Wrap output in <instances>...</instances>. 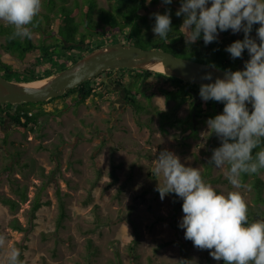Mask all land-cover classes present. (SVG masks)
<instances>
[{
    "label": "rangeland",
    "instance_id": "obj_1",
    "mask_svg": "<svg viewBox=\"0 0 264 264\" xmlns=\"http://www.w3.org/2000/svg\"><path fill=\"white\" fill-rule=\"evenodd\" d=\"M98 2L103 7L110 5L109 0ZM164 6L160 3L151 10ZM0 24L8 25L3 20ZM51 29L58 31L59 23ZM40 36L37 32L32 39L37 42ZM230 36L233 37L227 40V46L241 40L243 32H231ZM3 44L5 38L0 36L1 60L21 64L4 50ZM27 59L36 60L34 55ZM10 76L18 78L17 74ZM106 90L104 97L90 96L82 99L79 106L71 105L59 119L47 121L49 115H43L41 128L26 133L17 130L10 119L0 122V134L7 137V142L3 139L0 145V235L5 237L0 264H9L8 253L13 248L20 253V264H120L117 254L122 264H180L181 260L225 264L214 260L210 250H199L184 238V230L178 227L184 215L183 201L175 194L161 200L154 190L157 180L163 182L154 169L155 158L164 149L178 155L185 166L199 168L201 176L210 166L215 148L212 142L220 141L208 131L207 120L200 123L198 137L183 140V123L168 126L164 132L156 114L136 115L120 86L108 83ZM69 100L55 98L36 111H56ZM142 100L148 104L146 98ZM152 106L170 110L175 102L157 92ZM189 111L184 108L177 117L186 119ZM212 166V176L222 181H204L218 194L239 191L248 209L255 208L252 211L257 212L260 208L264 212V204L255 202L253 177L246 181L242 177L249 188L235 189L226 176L229 166ZM260 177L264 180V169ZM18 187L26 189L27 199H22ZM3 198L17 201L18 207L4 204ZM38 198L48 203L38 211L32 226L31 210ZM61 200L67 217L60 227ZM15 220L25 229L15 230ZM254 220H264V214H252Z\"/></svg>",
    "mask_w": 264,
    "mask_h": 264
},
{
    "label": "clouds",
    "instance_id": "obj_2",
    "mask_svg": "<svg viewBox=\"0 0 264 264\" xmlns=\"http://www.w3.org/2000/svg\"><path fill=\"white\" fill-rule=\"evenodd\" d=\"M170 5L172 0H162ZM41 9V0H0V20L14 27L12 38L32 37L34 18ZM155 23L153 33L167 40L172 32L170 9L164 14H151ZM176 16H183L180 29L185 44L203 39L205 45L218 40L221 32H243L225 48L235 60L247 50L249 59L243 70H226L214 82L202 83L199 96L202 101L223 103L222 114L206 121L220 146L212 150L209 164L217 169L229 166L227 179L235 189L249 188L243 183V174H256L264 169V0H180ZM256 37L251 35L254 25ZM213 81L211 72L201 77ZM163 99V98H159ZM250 103L252 110L247 107ZM165 107V105H164ZM260 148L259 151L254 150ZM154 172L163 177L154 189L163 200L175 194L182 203L183 217L178 227L184 238L199 250H210V256L225 264H264V220L249 222L248 207L239 191L217 193L206 183L199 168L185 166L174 152L164 149L155 158ZM5 237L0 235V247ZM20 253L13 248L8 253L9 264H20ZM180 264H191L181 260Z\"/></svg>",
    "mask_w": 264,
    "mask_h": 264
},
{
    "label": "trees",
    "instance_id": "obj_3",
    "mask_svg": "<svg viewBox=\"0 0 264 264\" xmlns=\"http://www.w3.org/2000/svg\"><path fill=\"white\" fill-rule=\"evenodd\" d=\"M109 1V7H103L100 6L98 0H74L73 2H69V0H45L43 11H40L34 18L33 24L35 26L29 25L32 28V34L38 32L41 35L37 42L32 37L31 39L12 38L14 27L9 24H0V36L5 38L3 48L21 63L3 61L0 63V75L11 79L10 75L17 74V81L43 79L76 63L95 48L120 41L121 36L122 42L125 44H133L145 49L156 48L185 58L194 56L193 59L197 61L233 71L243 70L242 61L249 59L247 50L244 51L242 58L235 60L225 51L227 40L233 37L230 36L231 30L221 32L218 40L208 45L204 44L202 36L194 44L186 45L183 32L179 30L183 16H176L180 0H172L170 5H165L158 11L151 10V6L162 3V0ZM168 9H170L173 30L169 33L167 40H161L152 31L155 20L151 14L155 12L164 14ZM54 23H59L58 31L51 29ZM258 27V24L253 26L251 33L253 38H255ZM31 55H34L36 60H28V56ZM48 64L51 66L47 67ZM127 73H129L128 79ZM108 83L122 88L128 105L138 117H142V114L145 113H153L159 116L162 131L166 132L168 126L183 123L181 127L183 140L198 137L200 123L223 112V103L201 100L199 96L200 86L198 85L154 71L119 69L105 71L91 81L69 90L64 96L58 97L59 99H70L62 109L48 113L43 109L36 111L37 107L44 106L53 99L42 103L16 105L7 103L0 104V117L4 115L12 118L16 123V129L26 133L30 129L41 128L40 121L43 115H49L47 121L59 119L65 110L69 109L71 105L79 106L84 98L90 96L104 97ZM157 92L162 94L167 101H174L175 106L170 110L153 107L152 100ZM142 98H146L148 104H145ZM187 107L190 110L187 118H178V113ZM247 107L250 111L252 110L251 105L247 104ZM3 139L7 142V137L0 134V145ZM212 145L215 148L220 146L218 141L212 142ZM260 147H264V143ZM259 150L260 148L255 149L254 154ZM94 160L98 161L96 156H94ZM212 168V165L207 166L206 171L202 174V179L215 183L221 182V178L212 176ZM98 169L100 170V168ZM262 170L256 174L242 175L244 181L253 177V186L257 191V199L255 200L257 204H264V180L260 177ZM17 190L23 200L27 199L26 189L18 187ZM2 202L13 209L18 207V202L11 198H3ZM47 203L40 198L35 200L31 210L30 222L32 226L38 217V211ZM60 209L59 226L61 227L67 217L66 205L63 200L60 202ZM254 209H248L249 222L252 221V214H264L260 208H257V212H253ZM12 227L19 231L25 229L18 220L12 223ZM138 236L139 231L136 228V241ZM131 249L134 250V248ZM117 259L122 264L119 254H117Z\"/></svg>",
    "mask_w": 264,
    "mask_h": 264
},
{
    "label": "water",
    "instance_id": "obj_4",
    "mask_svg": "<svg viewBox=\"0 0 264 264\" xmlns=\"http://www.w3.org/2000/svg\"><path fill=\"white\" fill-rule=\"evenodd\" d=\"M159 64L164 68V73L161 74L198 86L202 83L214 82L215 77H222L223 73L228 70L213 64L180 57L168 51L125 44L120 40L93 49L76 63L43 79L17 81L0 75V104L47 102L64 96L69 90L91 81L105 71L119 69L154 71L151 67ZM208 72L212 73L213 81L201 79ZM42 80L46 82L33 85Z\"/></svg>",
    "mask_w": 264,
    "mask_h": 264
},
{
    "label": "bare ground",
    "instance_id": "obj_5",
    "mask_svg": "<svg viewBox=\"0 0 264 264\" xmlns=\"http://www.w3.org/2000/svg\"><path fill=\"white\" fill-rule=\"evenodd\" d=\"M123 43H124V42H123ZM151 68H152V70L157 71V72H159L160 74H161V73H164V68H163V66H162L161 64H159V65H154V66H152ZM45 82H46L45 80H42V81H40V82H36V83H34L33 85H41V84H44Z\"/></svg>",
    "mask_w": 264,
    "mask_h": 264
},
{
    "label": "flooded vegetation",
    "instance_id": "obj_6",
    "mask_svg": "<svg viewBox=\"0 0 264 264\" xmlns=\"http://www.w3.org/2000/svg\"><path fill=\"white\" fill-rule=\"evenodd\" d=\"M35 33H37V32H34L32 35H34ZM40 38H41V36H40ZM5 50V49H4ZM6 51V50H5ZM6 52H8V51H6ZM9 53V52H8ZM12 56V55H11ZM3 62V60H1V57H0V63H2ZM0 122H2V120L4 121L3 123H5L6 122V120L7 119H10L11 121H13V119L12 118H10V117H6V116H4V115H1V117H0ZM14 122V121H13ZM10 131V130H9Z\"/></svg>",
    "mask_w": 264,
    "mask_h": 264
}]
</instances>
